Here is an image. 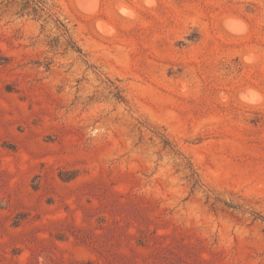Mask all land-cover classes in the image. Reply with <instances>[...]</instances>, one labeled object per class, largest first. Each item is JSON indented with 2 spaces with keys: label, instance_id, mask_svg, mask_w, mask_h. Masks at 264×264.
Segmentation results:
<instances>
[{
  "label": "rangeland",
  "instance_id": "obj_1",
  "mask_svg": "<svg viewBox=\"0 0 264 264\" xmlns=\"http://www.w3.org/2000/svg\"><path fill=\"white\" fill-rule=\"evenodd\" d=\"M0 264H264V0H0Z\"/></svg>",
  "mask_w": 264,
  "mask_h": 264
}]
</instances>
